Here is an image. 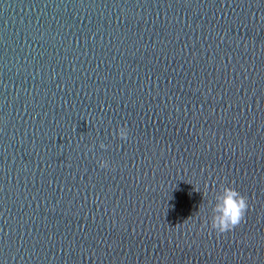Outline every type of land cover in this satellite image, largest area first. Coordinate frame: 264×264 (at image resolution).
<instances>
[{"label": "water", "instance_id": "95a60500", "mask_svg": "<svg viewBox=\"0 0 264 264\" xmlns=\"http://www.w3.org/2000/svg\"><path fill=\"white\" fill-rule=\"evenodd\" d=\"M0 264H264V0H0Z\"/></svg>", "mask_w": 264, "mask_h": 264}, {"label": "clouds", "instance_id": "9594fccd", "mask_svg": "<svg viewBox=\"0 0 264 264\" xmlns=\"http://www.w3.org/2000/svg\"><path fill=\"white\" fill-rule=\"evenodd\" d=\"M115 135L122 141L128 139L127 126L117 128ZM101 149L107 146L103 143L99 145ZM98 166L101 169L108 168V162L100 160ZM203 197L205 193H202ZM210 215L205 223L211 231L216 234H223L232 231L245 219V214L249 208L247 197L241 195L234 188L225 184H220L208 201Z\"/></svg>", "mask_w": 264, "mask_h": 264}]
</instances>
